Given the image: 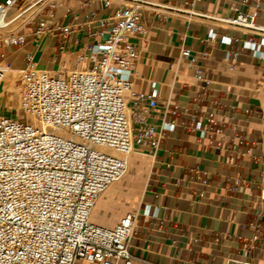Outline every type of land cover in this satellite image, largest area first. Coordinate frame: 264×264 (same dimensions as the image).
<instances>
[{
	"label": "crops",
	"instance_id": "crops-1",
	"mask_svg": "<svg viewBox=\"0 0 264 264\" xmlns=\"http://www.w3.org/2000/svg\"><path fill=\"white\" fill-rule=\"evenodd\" d=\"M149 1L185 6V0ZM125 2L56 0L10 29H19L22 41L0 44V59L23 48L22 61L55 71L104 40L109 17ZM195 8L221 16L255 12L264 25V0H201ZM162 10L142 8L144 39L131 38L139 49L133 89L158 85L147 121L163 127L162 138L154 153L142 147L131 156V192L109 205L117 202L119 209L103 224L137 213L132 264H226L228 258L264 264V73L262 60L242 45L260 36ZM40 18L52 30L35 32ZM211 28L215 36L208 39ZM184 47L195 56L192 63L181 56ZM172 105L176 113L166 110ZM73 264L93 263L78 258Z\"/></svg>",
	"mask_w": 264,
	"mask_h": 264
},
{
	"label": "built area",
	"instance_id": "built-area-1",
	"mask_svg": "<svg viewBox=\"0 0 264 264\" xmlns=\"http://www.w3.org/2000/svg\"><path fill=\"white\" fill-rule=\"evenodd\" d=\"M55 1L0 0V44L22 41L19 29L3 30L13 14L45 2L38 14ZM199 1L185 0L179 7L126 0L109 17L107 37L75 54L71 66L52 71L28 62L22 69L16 79L21 108L37 122H29L22 111L13 117L12 108L0 112V264H73L78 258L132 264L129 247L137 213L127 212L112 225L90 219V213L101 192L125 172L127 154L142 147L154 153L162 138L163 127L147 121L158 85L152 83L147 92L133 89L139 49L131 38L142 41L146 32L141 9L162 8L163 16L177 14L185 21L259 35L258 42L242 45L262 60L264 73V25L255 21V12L214 15L196 9ZM50 30L45 20L37 21L35 32ZM214 36L211 28L207 38ZM220 40L230 43L231 38ZM181 56L189 63L195 59L185 47ZM2 75L0 67V81ZM166 110L176 113L177 105ZM203 173L197 171L196 178Z\"/></svg>",
	"mask_w": 264,
	"mask_h": 264
},
{
	"label": "bare ground",
	"instance_id": "bare-ground-1",
	"mask_svg": "<svg viewBox=\"0 0 264 264\" xmlns=\"http://www.w3.org/2000/svg\"><path fill=\"white\" fill-rule=\"evenodd\" d=\"M44 3L45 2L41 3L38 6L36 4H32L29 7L19 10L9 18L8 23L5 25L3 30L8 31L12 29V27L20 25L25 20L30 19ZM23 53V48H18L13 50L10 55L0 59V67L3 71L2 80L0 81V100L5 102V107L8 106L7 108L13 109L11 112L13 117L18 116L20 111H22L23 114L28 118L29 122L36 123L37 118L32 114L24 112L21 108V94L18 84H16V79L24 68H21ZM73 59L74 55L72 57H67L63 63L65 65L61 64V67L67 65L71 66ZM15 110H17V113L15 112ZM5 113H7V111ZM133 154L134 151H130L126 156L128 165V169L126 170V172H124L116 181L109 184L98 196L96 203L92 208V212L90 213V219L101 221L100 223L103 224L105 221L112 220L108 218L109 216L113 215L114 217L113 212H109L108 214L105 213L106 206L116 195L121 196L124 193V183L129 182L132 179L131 177H133V173L129 171L130 169H133V165L131 162V156ZM95 211L99 212L102 217L100 215L95 216L93 214ZM229 264H241V262L239 260L230 259Z\"/></svg>",
	"mask_w": 264,
	"mask_h": 264
},
{
	"label": "rangeland",
	"instance_id": "rangeland-1",
	"mask_svg": "<svg viewBox=\"0 0 264 264\" xmlns=\"http://www.w3.org/2000/svg\"><path fill=\"white\" fill-rule=\"evenodd\" d=\"M14 9V7H11L9 10H8V13H10L12 10ZM7 55V54H6ZM6 55H4V56H6ZM19 65H20V63H19ZM27 65V62H24V61H22V63H21V68H23V67H25ZM67 65V64H66ZM68 66V65H67ZM16 84H17V81H16ZM1 90V89H0ZM5 105V102L4 101H1L0 100V112H8L9 110L8 109H10V108H8V109H6L7 107H5L4 106ZM13 116V115H12ZM135 153V152H134ZM128 169V165H127V167H126V170ZM126 170H125V172H126ZM133 173V172H132ZM134 174V173H133ZM130 181L129 182H126V183H124V193L122 194V195H126V197H127V199H128V196H129V194H130V192H131V190L129 189V187H130ZM127 188V189H126ZM121 195V196H122ZM120 195H116L113 199H112V201L110 202V203H108V205L106 206V210H105V213L106 214H108L109 212H111L110 210H116L117 211V209H119V208H117V205H118V203L117 202H114L113 203V205L110 207V210H109V205L114 201V200H116V199H118V198H120L121 197ZM108 209V210H107ZM108 211V212H107ZM92 212V211H91ZM95 216H98V215H100L99 214V212H94L93 213ZM101 217H102V215H100Z\"/></svg>",
	"mask_w": 264,
	"mask_h": 264
}]
</instances>
